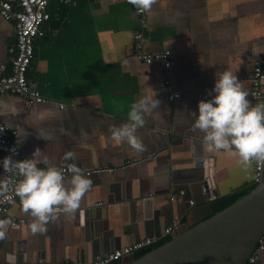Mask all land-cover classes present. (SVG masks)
Wrapping results in <instances>:
<instances>
[{"label":"crops","instance_id":"1","mask_svg":"<svg viewBox=\"0 0 264 264\" xmlns=\"http://www.w3.org/2000/svg\"><path fill=\"white\" fill-rule=\"evenodd\" d=\"M136 10L128 0L49 1L27 71L30 88L45 101L28 106L15 94H0V121L16 132L21 161L38 148V167L74 163L92 184L74 214L58 211L35 234L34 218L17 197L0 215L11 222L0 227V264L91 261L161 240L170 225L176 236L189 215L202 219L206 203L254 184L253 162L246 167L238 155L209 151L191 113L198 116V103L215 95L209 93L218 73L232 72L250 93L247 74L264 57V0H156L143 18ZM135 35L146 54L170 52V73L160 60L136 57ZM14 45L13 21L0 17V76L10 71ZM154 93L159 107L144 114L136 133L145 150L117 145L110 129L129 123L132 105ZM172 93L179 96L169 101ZM69 151L75 159L65 161ZM202 161L213 168L207 194ZM17 223L24 226L6 237ZM257 254L264 264V249Z\"/></svg>","mask_w":264,"mask_h":264},{"label":"clouds","instance_id":"2","mask_svg":"<svg viewBox=\"0 0 264 264\" xmlns=\"http://www.w3.org/2000/svg\"><path fill=\"white\" fill-rule=\"evenodd\" d=\"M128 2L140 12H149L156 0ZM212 93L215 94L212 99L198 103V116L191 113L195 117L193 129L204 134L203 139L209 151L224 150L238 155L246 167H251L253 161L257 166H264V101L252 105L248 92L230 71L216 74L209 95ZM155 95L151 101L141 100L132 105L128 117L130 122L110 129L112 141L117 145L126 142L136 152L145 150L136 133L145 124L144 114L158 109L160 102L155 99ZM4 130L0 128V132ZM10 151L12 155L16 154L15 148ZM39 154L40 149L37 148L31 159L16 161L12 155L6 156L2 162L3 170L12 175L0 178V197L6 196L10 189L14 191L24 212L34 218L29 225L33 234L46 231V225L57 219L58 211L74 214L92 184L80 167L69 163L67 170L72 175L66 186L61 168L54 165L46 169L38 167ZM63 159L72 161L75 153L66 152ZM17 174L22 177L19 181L15 179ZM6 223L0 221V227ZM3 237L4 233L0 231V239Z\"/></svg>","mask_w":264,"mask_h":264},{"label":"built area","instance_id":"3","mask_svg":"<svg viewBox=\"0 0 264 264\" xmlns=\"http://www.w3.org/2000/svg\"><path fill=\"white\" fill-rule=\"evenodd\" d=\"M51 0H15L10 2L7 0H0V17L5 21H13L14 24V37L15 45L11 49L10 71L0 76V94L12 93L21 97L28 106L33 104L42 103L45 99L41 94L31 89L27 80V71L34 55V47L37 39L43 37V26L49 20V15L46 7ZM137 13L143 18L145 12L136 10ZM137 41L136 57L144 62L151 63L154 60H160L164 63V69L170 73L173 67V60L169 51H163L157 54H146L143 52V44L140 43V36L135 35ZM250 80V101L257 104L264 101V57L254 61L251 71L247 74ZM168 83V80H165ZM177 93H172L168 96L169 101L178 98ZM0 128H4L0 132V168L2 178L11 176V173H4L2 162L6 156L12 155L11 149L15 148L16 154L12 155L13 160L21 161L20 148L16 142V132L10 129L5 123L0 121ZM65 178L72 173L68 172L67 166L61 167ZM88 174V172H86ZM253 178L254 183L264 181V166H257L253 161ZM15 179L19 181L22 179L18 174ZM182 195V194H181ZM18 196L14 191H10L4 197H0V215L6 213L7 207L11 201L15 200ZM190 204H193L190 202ZM176 225H170L163 231L162 237H174ZM159 239H145L140 242L133 243L121 249L114 250L106 256L96 257L91 261H63V262H46L35 261L30 264H116L128 256L133 255L136 251L142 250L156 242ZM264 249V238L258 242L255 249L257 254ZM255 257L251 256L247 264H255Z\"/></svg>","mask_w":264,"mask_h":264},{"label":"water","instance_id":"4","mask_svg":"<svg viewBox=\"0 0 264 264\" xmlns=\"http://www.w3.org/2000/svg\"><path fill=\"white\" fill-rule=\"evenodd\" d=\"M200 166L205 168L202 186L206 193L213 183V168L207 161L200 162ZM188 217L184 232L139 259L131 255L121 264H247L251 256L259 264L255 249L264 238V181L204 221ZM22 223L9 227L6 237L24 226Z\"/></svg>","mask_w":264,"mask_h":264},{"label":"trees","instance_id":"5","mask_svg":"<svg viewBox=\"0 0 264 264\" xmlns=\"http://www.w3.org/2000/svg\"><path fill=\"white\" fill-rule=\"evenodd\" d=\"M256 183L247 186L245 188L239 189L237 191H234L226 196H222L219 198H216L208 203H206V212L204 213L202 219H200L198 222L204 221L208 219L209 217L213 216L214 214L220 212L221 210L225 209L226 207L230 206L232 203L235 202L239 197L246 195L250 191H252L256 187ZM171 240V237H165L159 240L158 242L142 249L139 251H136L134 253V260L139 259L143 255L147 254L148 252L162 246L163 244L169 242ZM120 264V263H116Z\"/></svg>","mask_w":264,"mask_h":264}]
</instances>
